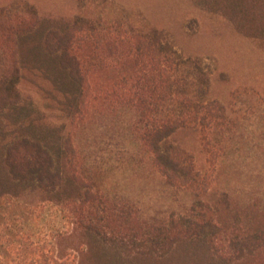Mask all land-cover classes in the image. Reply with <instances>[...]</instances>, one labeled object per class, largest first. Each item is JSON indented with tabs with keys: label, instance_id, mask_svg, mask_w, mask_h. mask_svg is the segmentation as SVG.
<instances>
[{
	"label": "rangeland",
	"instance_id": "374dc122",
	"mask_svg": "<svg viewBox=\"0 0 264 264\" xmlns=\"http://www.w3.org/2000/svg\"><path fill=\"white\" fill-rule=\"evenodd\" d=\"M4 12L16 23L38 20L15 36L19 95L0 111V159L9 144L29 137L52 151L64 175L52 194L5 190L19 193L10 202L25 205L24 230L47 242V250L55 246L65 264H255L247 257L224 262L197 240L161 256L151 252V239H161V252L170 221L201 209L224 224L226 250L237 235L264 238V0H0ZM156 30L213 69L210 97L225 108L222 127L209 135L216 149L206 148L194 127L169 139L193 156L202 177L209 174L207 191L169 182L141 143L136 112L105 97L128 70L112 63L114 39ZM70 31L72 53L84 61L80 82L54 48L58 34ZM3 56H14L12 46L1 49ZM88 189L103 197V206H116L109 224L133 238L134 247L107 245L73 223L68 201Z\"/></svg>",
	"mask_w": 264,
	"mask_h": 264
},
{
	"label": "trees",
	"instance_id": "16d2710c",
	"mask_svg": "<svg viewBox=\"0 0 264 264\" xmlns=\"http://www.w3.org/2000/svg\"><path fill=\"white\" fill-rule=\"evenodd\" d=\"M36 20L37 16L16 23L6 12L0 16V51L9 45L14 53L10 59L0 57V111L16 102L14 96L19 95L17 85L21 75L14 47L15 36L31 30ZM75 34L72 31L58 34L59 41L54 48L62 51L67 58L62 61L63 65L80 82L85 79L81 68L84 61L72 53ZM114 40L112 63L121 64L128 70L116 77L106 99L136 112L135 126L141 143L169 182L182 188L207 191L209 174L202 177L193 156L169 139L179 129L194 127L202 131L206 148L216 149L215 146L212 149L209 135L222 127L225 108L210 97L211 64L186 57L157 30L150 34L132 31L131 35L125 34ZM106 63L111 65V60ZM63 181L64 175L54 154L43 142L24 137L8 145L4 159H0V264H65L63 258L56 255L55 246L51 245L47 250V242L36 240L24 230L22 213L25 205L9 201L18 198L19 193L5 191L23 186L52 194L58 192ZM71 205L75 225L84 227L107 245L134 247L133 238L120 235L111 228L109 223L118 214V209L115 205L103 206V197L98 193L88 189L78 199L68 201V206ZM10 208L14 211L12 214ZM213 216L201 209L181 220H171L163 238L166 247L158 252L157 247L162 241L154 236L151 252L165 256L179 243L197 240L206 241L224 262L233 263L247 257L255 264H264V238L259 233L253 232L242 238L237 235V238L227 240L232 249L226 250L227 243L224 244L219 236L224 224Z\"/></svg>",
	"mask_w": 264,
	"mask_h": 264
}]
</instances>
